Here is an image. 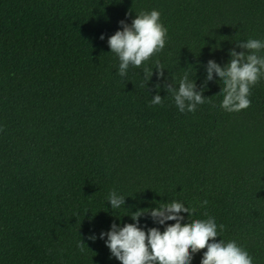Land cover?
I'll return each mask as SVG.
<instances>
[{
    "label": "trees",
    "instance_id": "obj_1",
    "mask_svg": "<svg viewBox=\"0 0 264 264\" xmlns=\"http://www.w3.org/2000/svg\"><path fill=\"white\" fill-rule=\"evenodd\" d=\"M153 10L165 47L121 77L108 39ZM249 39L264 42V0H0V264H120L100 234L172 201L264 264V77L233 113L215 74L194 113L166 90L187 72L200 91Z\"/></svg>",
    "mask_w": 264,
    "mask_h": 264
},
{
    "label": "clouds",
    "instance_id": "obj_2",
    "mask_svg": "<svg viewBox=\"0 0 264 264\" xmlns=\"http://www.w3.org/2000/svg\"><path fill=\"white\" fill-rule=\"evenodd\" d=\"M160 13L156 10L150 13L142 12L136 15L129 26L120 21V28L109 37L108 45L111 53L120 60L119 75L124 77L130 66L139 68L150 57L162 51L165 47L167 29L159 22ZM101 40L104 39L102 35ZM242 51L233 48L229 62L221 67L213 60L206 66V80L201 90L197 91L196 81L189 79L184 73L180 79L178 89L170 84L166 90L172 95L174 103L181 113L185 111L194 113L198 105L205 103L204 91L208 82L213 80V74L219 77L224 87L219 95L223 96L220 107L229 113L240 112L251 105L250 89L255 86L261 77H264V57L258 53L264 49V42L249 39L237 45ZM156 70L159 77L164 76V70L159 61H156ZM153 71L145 69L144 79L149 81ZM159 88V85L157 86ZM163 99L159 94L152 98V105H160ZM126 198L118 195L116 191L110 192L108 203L112 209L125 205ZM208 202L204 201L206 205ZM195 209L190 210L184 204L172 201L160 203L154 209L138 210L131 213L132 224L123 227L115 223L111 230L100 234V239H106L112 257L120 264H191L193 256L206 249L201 264H253V258L246 250L237 245L235 241L225 243L219 239L214 218L207 220H193L183 223L187 213L191 216ZM150 216L154 223L167 225L164 231L159 228H150L145 232L139 227L140 218ZM174 221V224H168ZM221 231L224 226L219 225ZM93 241L95 236L90 237ZM81 245H84L81 242Z\"/></svg>",
    "mask_w": 264,
    "mask_h": 264
}]
</instances>
